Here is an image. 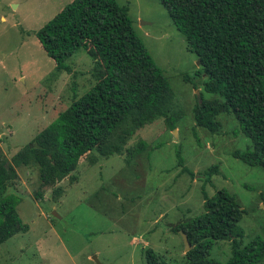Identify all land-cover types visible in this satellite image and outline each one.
I'll return each mask as SVG.
<instances>
[{"label": "rangeland", "instance_id": "rangeland-1", "mask_svg": "<svg viewBox=\"0 0 264 264\" xmlns=\"http://www.w3.org/2000/svg\"><path fill=\"white\" fill-rule=\"evenodd\" d=\"M72 1L0 0V152L10 161L95 84L94 62L84 50L68 62L72 73H57L36 36ZM116 1L129 7L136 33L169 80L177 128L160 120L138 131L127 148L141 140L148 146L130 163L127 155L96 165L84 158L77 181L57 185L64 189L60 198L49 188L39 199L38 168H17L8 193L21 198L18 212L29 230L0 245V264H148L149 249L166 264H183L185 243L174 228L204 212V191L212 198L227 190L246 211L239 224L243 246L264 239V172L233 157L251 141L234 115L219 117L217 133L194 119L201 98L215 97L205 91L200 58L188 51L161 0ZM180 157L193 177L181 173ZM216 164L220 174L206 183L204 173ZM231 256L232 241L217 242L211 252L222 263Z\"/></svg>", "mask_w": 264, "mask_h": 264}, {"label": "trees", "instance_id": "trees-1", "mask_svg": "<svg viewBox=\"0 0 264 264\" xmlns=\"http://www.w3.org/2000/svg\"><path fill=\"white\" fill-rule=\"evenodd\" d=\"M173 23L184 34L188 51L200 58L207 76L205 91L194 110L196 124L211 133L220 131L219 117L234 115L242 134L251 141L233 157L264 172V0H161ZM56 71L72 73L68 63L78 50L94 62V86L41 131L12 160L0 152V245L26 233L18 212L21 198L8 193L19 179L17 168L35 166L40 189L55 188L69 178L77 181L82 160L96 165L99 158L127 155L133 160L148 143L127 148L138 131L163 120L175 130L174 93L169 80L136 33L129 7L116 0H73L37 33ZM182 174L194 176L179 158ZM220 174L216 164L204 173L205 182ZM73 183V184H74ZM204 212L174 232L183 231L193 248L183 264H264V239L243 246L239 227L246 211L234 195L203 192ZM264 201V192L261 193ZM232 241V256L222 263L211 258L217 242ZM148 264H166L153 249Z\"/></svg>", "mask_w": 264, "mask_h": 264}, {"label": "water", "instance_id": "water-1", "mask_svg": "<svg viewBox=\"0 0 264 264\" xmlns=\"http://www.w3.org/2000/svg\"><path fill=\"white\" fill-rule=\"evenodd\" d=\"M53 216L56 218H59V215L57 213H54ZM181 234L183 236L184 243H185V251L186 253H188L190 250H192L193 246L190 243L188 236L183 231H181Z\"/></svg>", "mask_w": 264, "mask_h": 264}]
</instances>
